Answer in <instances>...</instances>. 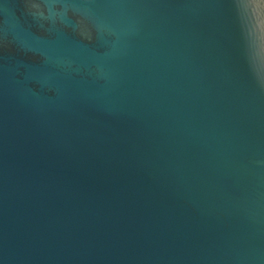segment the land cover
Instances as JSON below:
<instances>
[{"label": "water", "instance_id": "water-1", "mask_svg": "<svg viewBox=\"0 0 264 264\" xmlns=\"http://www.w3.org/2000/svg\"><path fill=\"white\" fill-rule=\"evenodd\" d=\"M0 264H264V0H0Z\"/></svg>", "mask_w": 264, "mask_h": 264}]
</instances>
